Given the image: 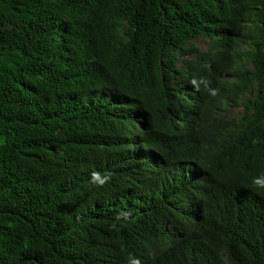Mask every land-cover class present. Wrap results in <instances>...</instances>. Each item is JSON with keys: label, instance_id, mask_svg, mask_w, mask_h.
Wrapping results in <instances>:
<instances>
[{"label": "trees", "instance_id": "trees-1", "mask_svg": "<svg viewBox=\"0 0 264 264\" xmlns=\"http://www.w3.org/2000/svg\"><path fill=\"white\" fill-rule=\"evenodd\" d=\"M260 176L264 0H0V264H264Z\"/></svg>", "mask_w": 264, "mask_h": 264}, {"label": "clouds", "instance_id": "clouds-1", "mask_svg": "<svg viewBox=\"0 0 264 264\" xmlns=\"http://www.w3.org/2000/svg\"><path fill=\"white\" fill-rule=\"evenodd\" d=\"M191 85L194 87L196 91L200 90V83H204L206 90L209 95L215 97L218 95V89H213L208 86V82L206 80H200L199 82L196 79L190 81ZM111 179V173H104L103 175L99 172H93L91 174L90 183L98 186H103ZM252 186L254 190H264V176L256 177L252 181ZM127 215V214H125ZM129 264H141L139 259H131Z\"/></svg>", "mask_w": 264, "mask_h": 264}, {"label": "rangeland", "instance_id": "rangeland-1", "mask_svg": "<svg viewBox=\"0 0 264 264\" xmlns=\"http://www.w3.org/2000/svg\"><path fill=\"white\" fill-rule=\"evenodd\" d=\"M196 45L201 50H207L208 49V40L206 38L202 37L199 40H197ZM245 50H247V49L245 48ZM242 111L243 110L241 108H234L232 115L234 117H239L242 114Z\"/></svg>", "mask_w": 264, "mask_h": 264}]
</instances>
